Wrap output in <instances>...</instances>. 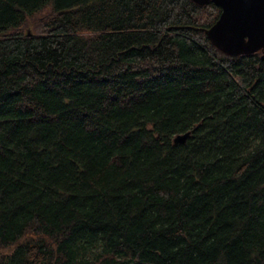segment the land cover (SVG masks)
<instances>
[{
  "label": "trees",
  "instance_id": "trees-1",
  "mask_svg": "<svg viewBox=\"0 0 264 264\" xmlns=\"http://www.w3.org/2000/svg\"><path fill=\"white\" fill-rule=\"evenodd\" d=\"M220 11L0 0V264H264V57Z\"/></svg>",
  "mask_w": 264,
  "mask_h": 264
},
{
  "label": "water",
  "instance_id": "water-1",
  "mask_svg": "<svg viewBox=\"0 0 264 264\" xmlns=\"http://www.w3.org/2000/svg\"><path fill=\"white\" fill-rule=\"evenodd\" d=\"M192 1L200 5L212 1L220 7L215 22L202 28L217 49L232 56L262 50L264 57V0ZM189 133L186 131L175 135L174 141L183 142Z\"/></svg>",
  "mask_w": 264,
  "mask_h": 264
}]
</instances>
